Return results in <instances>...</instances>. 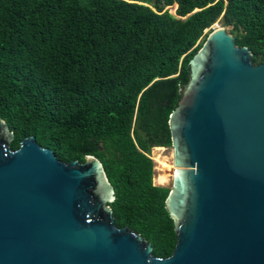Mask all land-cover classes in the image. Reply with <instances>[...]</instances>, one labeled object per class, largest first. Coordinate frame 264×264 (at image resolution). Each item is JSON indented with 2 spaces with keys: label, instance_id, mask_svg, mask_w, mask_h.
<instances>
[{
  "label": "trees",
  "instance_id": "16d2710c",
  "mask_svg": "<svg viewBox=\"0 0 264 264\" xmlns=\"http://www.w3.org/2000/svg\"><path fill=\"white\" fill-rule=\"evenodd\" d=\"M147 3L0 0V117L13 149L34 135L64 162L98 157L116 191L117 226L168 257L177 242L170 187L154 183L151 151L171 146L190 60L219 19L253 64L264 62V0Z\"/></svg>",
  "mask_w": 264,
  "mask_h": 264
},
{
  "label": "water",
  "instance_id": "95a60500",
  "mask_svg": "<svg viewBox=\"0 0 264 264\" xmlns=\"http://www.w3.org/2000/svg\"><path fill=\"white\" fill-rule=\"evenodd\" d=\"M252 59L220 26L190 60L169 118L168 257L117 226L98 157L64 162L34 135L13 149L0 117V264H264V62Z\"/></svg>",
  "mask_w": 264,
  "mask_h": 264
},
{
  "label": "rangeland",
  "instance_id": "374dc122",
  "mask_svg": "<svg viewBox=\"0 0 264 264\" xmlns=\"http://www.w3.org/2000/svg\"><path fill=\"white\" fill-rule=\"evenodd\" d=\"M137 2H149L151 6L155 3L156 0H131ZM148 4V3H147ZM177 3L173 6H167L166 9H169L172 13H175L177 9ZM220 26H224L219 19L212 27L213 29L218 28ZM227 31L230 32V26H224ZM161 148V147H160ZM154 147L151 151L150 156L152 157L155 163V172L153 181L155 184L164 185L167 187L171 186L172 183V175L174 173V163H173V148L171 146L162 147V149Z\"/></svg>",
  "mask_w": 264,
  "mask_h": 264
},
{
  "label": "bare ground",
  "instance_id": "6f19581e",
  "mask_svg": "<svg viewBox=\"0 0 264 264\" xmlns=\"http://www.w3.org/2000/svg\"><path fill=\"white\" fill-rule=\"evenodd\" d=\"M157 148H160V147H157ZM160 149H162V147Z\"/></svg>",
  "mask_w": 264,
  "mask_h": 264
}]
</instances>
